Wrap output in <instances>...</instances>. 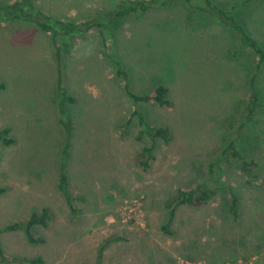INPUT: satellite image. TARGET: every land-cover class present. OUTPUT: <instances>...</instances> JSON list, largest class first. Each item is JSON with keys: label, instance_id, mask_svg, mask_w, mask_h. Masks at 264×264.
Returning a JSON list of instances; mask_svg holds the SVG:
<instances>
[{"label": "rangeland", "instance_id": "obj_1", "mask_svg": "<svg viewBox=\"0 0 264 264\" xmlns=\"http://www.w3.org/2000/svg\"><path fill=\"white\" fill-rule=\"evenodd\" d=\"M17 1L92 24L70 37L57 28L55 37L0 13V128L15 137L0 142L3 264H93L101 247L99 264H264V65L238 33L207 0H157L125 18L114 15L120 0ZM210 1L264 45V0ZM115 59L134 92L163 82L171 104L134 103ZM64 94L75 99L66 104L68 132L59 117ZM134 109L172 133L148 168L141 151L151 139L138 138ZM232 140L258 162L259 181H246ZM66 144L70 204L58 187ZM208 183L210 199L176 206L170 220L167 202L180 189ZM44 209L47 225H33L31 241L24 225ZM16 223L23 227L4 229Z\"/></svg>", "mask_w": 264, "mask_h": 264}, {"label": "trees", "instance_id": "obj_2", "mask_svg": "<svg viewBox=\"0 0 264 264\" xmlns=\"http://www.w3.org/2000/svg\"><path fill=\"white\" fill-rule=\"evenodd\" d=\"M171 1V0H170ZM169 0H160L159 5H168L170 3ZM191 1V0H188ZM156 3L157 0H120V3L116 10H114V15L119 18H125L130 15L132 12H140L143 14L149 8V4ZM153 3V4H154ZM35 4V3H34ZM30 1L27 9L24 7L23 1H13L12 3L1 4L0 3V13L3 14L6 18L14 21V20H29L35 22L41 29L52 31L54 36L57 37L59 32L57 28L62 29L63 37L78 36V32H86L87 29L91 27L92 22L87 20L85 23H79L72 20H65L59 17H53L48 13H45L42 10L37 9L36 4ZM207 8H210L213 15L218 17L220 21L228 24L230 29L233 28L238 33V38L240 43L243 46H248L252 51H254L261 62V65H264V45L261 44L257 39H255L250 32L247 31L246 27L237 22L235 16L232 12L220 7L218 4H212L210 0L206 1ZM36 10V12H35ZM101 25V23H97ZM103 25V24H102ZM113 57V56H111ZM117 68V73L120 75L124 81V88L126 89L127 94L132 98L134 103L139 104L140 102H152L154 104L160 105L162 107L168 106L171 104L170 99V89L169 87L160 82L154 90L149 93H137L131 89L129 73L123 69L122 63L117 59L113 61ZM5 84L0 82V88H4ZM62 99L60 105V120L65 126V129L68 131L72 130L73 122L70 118L67 117V101L72 103L75 101L73 97H68L66 94ZM256 92L253 94V99L249 103V111H253L254 104L257 100ZM65 104V106H64ZM133 116H137L139 119V123L143 126V130H141L140 135L138 136L141 139L144 133H147L151 139V143L148 146L143 147L141 151V156L143 157L141 164L148 168L152 160L156 158V151L160 147V143L165 142L169 143L172 140V133L167 126H153L147 122L145 115L139 111L138 109H134ZM132 116V117H133ZM65 117V119H64ZM126 125L129 126L127 121ZM0 142L8 146L15 142V137L11 134V129L9 127L0 128ZM69 144H66V148L63 154V160L61 162V175L59 177V189L64 194L67 202L70 204L72 200V196L69 192V176L67 173V162L69 159ZM229 148L232 149V155L242 159L241 168L245 174V179L248 183H255L259 181V176L255 173L254 168L258 166V162L253 159H247L240 150L238 146L237 140H232L229 143ZM5 191L4 188L0 187V193ZM216 189L211 187L210 184L204 185L199 184L194 188L190 189H180L179 192L167 202V206L171 208L170 210V220L172 219L175 208L181 204H188L194 206L203 205L212 195H214ZM231 205L230 211L236 217L238 210V196L235 193L231 194ZM49 219L48 209H44L42 214L39 215L37 212L33 213L31 218L28 220L27 224L24 225L25 231L31 241H37L32 234L30 233V228L35 224L47 225V221ZM22 224H11L4 229L6 230H15L22 228ZM168 231V228L165 227ZM103 247H101L99 251V257L96 263L99 264L102 258ZM1 260L4 263L6 256L0 253ZM88 264V263H84Z\"/></svg>", "mask_w": 264, "mask_h": 264}, {"label": "crops", "instance_id": "obj_3", "mask_svg": "<svg viewBox=\"0 0 264 264\" xmlns=\"http://www.w3.org/2000/svg\"><path fill=\"white\" fill-rule=\"evenodd\" d=\"M10 128V127H9ZM69 185H70V179H69ZM68 185V187H69ZM0 264H3L2 260L0 259ZM19 264H33V263H19Z\"/></svg>", "mask_w": 264, "mask_h": 264}]
</instances>
